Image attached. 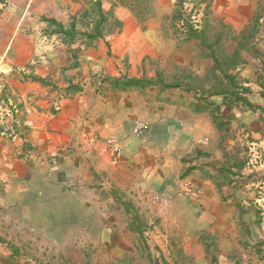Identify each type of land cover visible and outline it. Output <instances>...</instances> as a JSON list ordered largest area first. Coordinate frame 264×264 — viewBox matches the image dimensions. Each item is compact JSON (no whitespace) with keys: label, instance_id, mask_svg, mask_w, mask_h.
<instances>
[{"label":"crops","instance_id":"obj_1","mask_svg":"<svg viewBox=\"0 0 264 264\" xmlns=\"http://www.w3.org/2000/svg\"><path fill=\"white\" fill-rule=\"evenodd\" d=\"M168 2H158L161 16L171 14ZM8 4L0 17V212L60 246L77 236L106 242L112 234L98 192L117 191L127 195L130 215L150 212L151 222L161 221L164 229L154 237L182 242L167 244L165 252L175 255L157 264H264V0H211L206 6L229 53L233 38L259 15L256 51H244L245 64L238 69L250 89L244 97L251 108L212 95V80L164 91H119L103 82L105 76L131 74L145 58L167 51L178 55L180 65L204 66L188 43L162 37L161 19L142 27L118 10L121 32L92 47L85 37L75 38L74 67L69 47L59 35L45 33L40 16L65 24L63 18L76 14L80 4ZM207 63L212 73L214 63ZM31 75L49 83L26 79ZM70 82L81 89L68 91ZM110 138L125 150L114 155L106 144ZM253 144L263 160L251 168ZM186 185L191 193L183 192ZM146 192L166 201L153 202Z\"/></svg>","mask_w":264,"mask_h":264},{"label":"rangeland","instance_id":"obj_2","mask_svg":"<svg viewBox=\"0 0 264 264\" xmlns=\"http://www.w3.org/2000/svg\"><path fill=\"white\" fill-rule=\"evenodd\" d=\"M72 1L80 4L81 9L74 15L65 16L63 21L66 25H70L72 17L76 16L77 26L83 31L87 23L91 21V16L85 17L84 15L90 9L93 0ZM158 2L160 3V0H103V8L107 12L111 11L115 16L118 10H125L142 27L148 22L161 19L160 34L162 37L165 40L171 37L178 44H185L182 41L186 37L182 23L186 19L199 22L201 27L209 24L211 29L207 30V34L211 41H215V37L223 33L219 24L216 22L210 24V14L206 10V6L209 3L208 0H182L181 4L177 0H169L168 3L172 7V12L166 16L158 14L156 10ZM8 6V0L0 3V17L2 11ZM181 9L185 13L183 21L174 20L175 12ZM135 14L138 19L134 17ZM43 16H40V19ZM116 17L118 18V16ZM109 23L107 31L112 30L116 33L117 28L112 17H110ZM51 30L53 28L46 24L45 33L49 34L48 31ZM188 45L204 61L203 70L200 69L202 68L200 66H194L192 62L189 66L178 64L175 60L178 55L167 51L165 56H162L163 58H145L138 69L131 74L129 72L125 75L156 77L157 73H161L168 83L181 81L191 87H199V85L204 83L208 84V81L212 78V73L209 71L207 63L211 60L208 57V51L200 46L199 41L190 42ZM224 45V42L219 44V49L221 48L222 52L229 49L228 46ZM255 51L251 53L256 55L257 52ZM187 54H184L186 59ZM172 58H174V61H172ZM127 60L128 58L125 56L123 62L126 63L125 67L130 69ZM158 88L161 87L158 86ZM3 110V107H0L1 121L3 120V115H1ZM116 192L111 190L98 192L102 202L99 207L107 216V224L110 226L108 229L112 234V239L110 238V241L106 242H92L85 237L77 236L67 245L60 246L48 235L22 227L21 222L16 221L10 213H6V211L0 212V264H157L159 262L164 263L168 259L171 260L175 254L173 252V254L169 255L165 252L166 245L176 246L175 242H179V245H182V242L176 238H168L167 240L161 237H154L156 230L164 229L160 224L161 221L154 218L151 222L150 218L154 214L151 215L150 212L140 213L139 211H134L130 215L127 212L128 210H126L127 206H125L127 200H124L127 199V195ZM112 196L115 199V203L111 202ZM116 199H119V201ZM134 214L137 216L136 218H134ZM180 256L177 255L176 257Z\"/></svg>","mask_w":264,"mask_h":264},{"label":"trees","instance_id":"obj_3","mask_svg":"<svg viewBox=\"0 0 264 264\" xmlns=\"http://www.w3.org/2000/svg\"><path fill=\"white\" fill-rule=\"evenodd\" d=\"M181 4L182 0H177ZM4 0H0V3ZM211 3V0H208ZM207 4V6L209 5ZM133 12V11H132ZM183 9L177 10L173 16L174 20L183 21L184 18ZM85 17H90V23H87L84 30H80L77 26V17H72V22L70 25H66L63 22L57 20L51 16L41 17V21L46 23L48 26L52 27L53 30L48 31L51 35H59L62 39V42L69 47L70 52L74 58L72 66H78V51L71 49L72 44L77 36H83L86 38V46L92 47L96 41L99 39L105 38V36L114 34V31H107L109 27L110 17L114 20V25L117 28V32H121L123 29V22L118 19L111 11L107 12L103 8V0H93V3L85 12ZM134 17L138 19V16L135 14ZM191 18V17H190ZM259 15H256L252 21V25L240 35L233 38L235 42V47L231 53L226 50L222 52L221 48L219 49V44L223 39V35L219 34L215 38V41H211L208 36L207 28L201 27L199 22L192 21V19H186L182 23V28L185 29V39H182L184 43H190L193 41H199L200 46L208 51V57L213 61V72L212 78L208 81L212 83L213 94L223 95L226 99L231 100L233 103L243 102L251 108V103L245 99L244 95L250 92L249 87L245 85L247 83L244 79L241 78L238 69L240 66L245 64L243 59V52L250 51L254 49L252 44L258 34V24H259ZM139 21V20H138ZM205 27V26H204ZM180 38V37H178ZM218 71L219 76L215 75V72ZM26 79H30L35 82H40L44 85H47L48 82L46 79L37 77L35 75L27 76ZM103 82L110 84L114 89L119 91H126L129 89H147L151 87L160 86L161 89L168 90L172 88H179L182 86L181 81H175L168 83L161 73H157L156 77H138V76H129L122 75L119 77L105 76ZM191 87L190 85H188ZM80 86L74 85L70 82L68 91H77L80 90Z\"/></svg>","mask_w":264,"mask_h":264},{"label":"built area","instance_id":"obj_4","mask_svg":"<svg viewBox=\"0 0 264 264\" xmlns=\"http://www.w3.org/2000/svg\"><path fill=\"white\" fill-rule=\"evenodd\" d=\"M141 128H137L135 130V133H140ZM106 144L108 146V149H110V151L116 155L119 154L121 152H123L125 150V147L122 145V143L117 140V139H107L106 140ZM263 160V152L261 150V148L256 145L253 144L251 145L250 149H249V167L254 168L256 166H259L262 163ZM185 193H191L192 190L189 187V185H186L184 187V191ZM147 197L153 201V202H162V201H166V199H164L161 195L152 193V192H147Z\"/></svg>","mask_w":264,"mask_h":264}]
</instances>
